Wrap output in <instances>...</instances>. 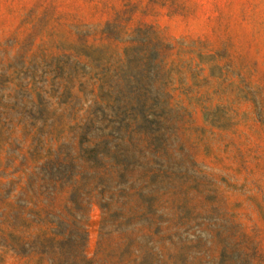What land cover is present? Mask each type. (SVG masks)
<instances>
[{"label": "rangeland", "instance_id": "rangeland-1", "mask_svg": "<svg viewBox=\"0 0 264 264\" xmlns=\"http://www.w3.org/2000/svg\"><path fill=\"white\" fill-rule=\"evenodd\" d=\"M0 264H264V0H0Z\"/></svg>", "mask_w": 264, "mask_h": 264}]
</instances>
